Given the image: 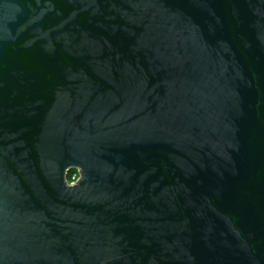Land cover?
Returning a JSON list of instances; mask_svg holds the SVG:
<instances>
[{"label":"water","instance_id":"water-1","mask_svg":"<svg viewBox=\"0 0 264 264\" xmlns=\"http://www.w3.org/2000/svg\"><path fill=\"white\" fill-rule=\"evenodd\" d=\"M0 264H264V0H0Z\"/></svg>","mask_w":264,"mask_h":264},{"label":"rangeland","instance_id":"rangeland-1","mask_svg":"<svg viewBox=\"0 0 264 264\" xmlns=\"http://www.w3.org/2000/svg\"><path fill=\"white\" fill-rule=\"evenodd\" d=\"M72 176H74V179H76L79 176L77 169L73 168L72 173H71V177ZM71 177H70V180H71Z\"/></svg>","mask_w":264,"mask_h":264},{"label":"trees","instance_id":"trees-1","mask_svg":"<svg viewBox=\"0 0 264 264\" xmlns=\"http://www.w3.org/2000/svg\"><path fill=\"white\" fill-rule=\"evenodd\" d=\"M72 170H73V168H72V169H69V170L67 171V173H66V179H67L68 181H70V177H71Z\"/></svg>","mask_w":264,"mask_h":264},{"label":"built area","instance_id":"built-area-1","mask_svg":"<svg viewBox=\"0 0 264 264\" xmlns=\"http://www.w3.org/2000/svg\"><path fill=\"white\" fill-rule=\"evenodd\" d=\"M78 178V177H77ZM76 178V179H77ZM75 179H74V176L71 177V180L69 182H73Z\"/></svg>","mask_w":264,"mask_h":264}]
</instances>
